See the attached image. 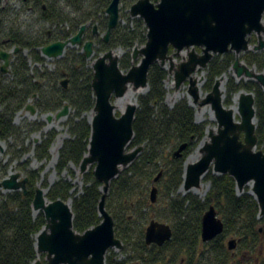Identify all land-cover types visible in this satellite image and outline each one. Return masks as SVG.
<instances>
[{"label":"trees","instance_id":"1","mask_svg":"<svg viewBox=\"0 0 264 264\" xmlns=\"http://www.w3.org/2000/svg\"><path fill=\"white\" fill-rule=\"evenodd\" d=\"M21 1L26 6H32L33 12L36 11L39 20L44 23V28L30 34L21 28L5 32L0 26V35L3 34L0 37V50L20 49L12 65L10 83L2 84L0 81V141L8 142L21 133L14 125V116L26 108L34 95L37 97L35 108L42 113H57L69 105L72 115L66 125L70 137L59 153L58 172L62 174L70 170L71 166L79 167L89 150L91 126L85 115L94 109L96 103L92 89V62L100 54L123 49L125 53L119 59V65L121 70L128 72L133 67V50L145 46L148 31L141 18L121 14L122 22L112 32L109 43L101 40L108 29L106 10L112 0ZM137 1L121 0V3L130 10ZM67 9H71L70 12ZM45 24L53 29H47ZM83 25H88L84 40L95 41L96 44L93 60L86 58L81 47L69 48L63 58L55 60V71H47L40 49L68 40ZM94 25H97L98 36L93 35ZM251 40L256 45L255 35ZM26 51L33 63L44 67V72L38 69L31 71L29 56L24 54ZM197 51L201 53L202 49L197 48ZM173 52L174 49L170 48L169 54ZM241 59L259 73L264 72V50L248 51ZM235 60L232 52L217 55L211 60L204 71L206 92L212 90L219 77L228 74ZM166 78L167 71L160 64L156 63L150 68L149 92L139 97L133 124L134 138L129 146V149L143 146L144 150L111 183L109 193L111 198L117 199L118 206L112 210V202L108 201L106 207L115 220L116 237L122 241L123 249L119 252L110 249L106 264H232L238 252L247 260L244 258L236 264H264V217L258 219L260 209L252 195L237 194L233 178L208 172L204 181L210 182L211 188L203 202L191 193L185 196L179 194L184 183V161L204 137L205 125L195 123L194 111L185 100L173 108L165 104ZM65 79L67 88L62 85ZM46 85L50 87L48 94L44 91ZM242 90L252 92L255 96L256 132L259 147H262L264 91L261 85L257 82L237 83L230 77L225 105L229 106L232 97ZM55 138L56 132L53 131L36 147L38 161L49 160V150ZM184 143L188 144L184 156L174 158V153ZM94 169L95 165L84 174L81 194L77 195L73 191L74 187L69 181L61 180L46 195L49 201L72 200L73 227L81 234L98 226L102 220L98 210L102 184L96 180ZM69 173L75 178L74 171L70 170ZM160 174L161 179L156 184L155 179ZM28 178L27 195L23 191H15L0 196V264H33L39 257L47 262L46 255H38L35 249V236L46 225L43 212L36 217L33 213L39 172L28 173ZM43 186L47 187L45 183ZM154 187L159 188L161 197L167 200L163 212L158 211V205L151 202ZM210 206L217 209L218 217L224 223V231L213 241L204 243L202 218ZM155 219H165L171 223L167 224L172 228V238L163 246L148 245L145 241L147 223ZM261 228L263 232H260ZM229 237L236 241L233 251L228 249L226 243Z\"/></svg>","mask_w":264,"mask_h":264},{"label":"water","instance_id":"2","mask_svg":"<svg viewBox=\"0 0 264 264\" xmlns=\"http://www.w3.org/2000/svg\"><path fill=\"white\" fill-rule=\"evenodd\" d=\"M121 0H112L106 10L108 29L103 40L109 43L112 32L122 21L120 12ZM132 18H141L147 28V43L135 48L132 58L142 56L139 65L128 72L121 70L119 57L114 51H108L94 59L92 89L96 99L89 121L91 138L89 150L81 165V173H86L95 165L94 175L102 187L99 203L101 223L83 234L74 230V214L68 202L61 199L49 201L43 189H38L33 201V210L43 212L45 227L36 234L35 249L38 255H46V264H106V255L110 249H123L122 241L116 237L115 220L107 210V196L112 180L131 165L143 152L144 147L127 151L134 138L133 124L138 106L129 105L121 116H116L113 98L124 97L133 85L136 90L149 87L150 68L159 63L164 67L170 61V72L175 68L169 56L170 48L180 55L192 48L187 61L181 63L175 71L176 86L189 80V95L195 104L211 105L218 123L217 133H209L210 141L202 147V157L196 163L186 166L183 188L190 192L201 186L202 179L214 165L218 175L229 174L233 177L240 192L251 184V195L259 204L260 217L264 216V153L256 152V108L253 94L240 92L237 121L234 110L224 105V92L217 80L211 92L200 101L197 79L193 77L198 71L208 68L211 60L217 55L234 53L235 63L232 69L237 78L246 77L258 82L264 89V72L256 73L243 65L240 56L248 51L264 50V0H138L129 10ZM88 25L80 27L79 32L66 41H59L40 49L43 57L59 59L65 55L67 48L83 46V53L88 60L95 56V43L84 41ZM97 25L93 26V35H98ZM256 35L258 44L251 47V37ZM201 48V54L196 52ZM19 51L17 48L15 52ZM10 53L0 51V58L5 64L2 73H9ZM203 80V78H202ZM67 88V80L62 82ZM32 115L37 110L26 107ZM71 108L66 105L56 115V119L66 118ZM49 115L48 122L52 121ZM245 134L241 141V134ZM188 147L183 144L174 158H181ZM4 149L0 141V151ZM14 172V171H13ZM161 174L155 179L158 182ZM20 174L12 173L9 178L0 181V188L5 192L23 191L27 195L28 178L19 181ZM158 188L151 191V202H157ZM224 231V223L218 217L215 207L211 206L202 218V241H213ZM261 232V230H260ZM172 228L167 223L152 220L146 228L145 241L148 245L163 246L172 238ZM236 241L230 240L228 249L233 251ZM34 264H42L40 261Z\"/></svg>","mask_w":264,"mask_h":264},{"label":"rangeland","instance_id":"3","mask_svg":"<svg viewBox=\"0 0 264 264\" xmlns=\"http://www.w3.org/2000/svg\"><path fill=\"white\" fill-rule=\"evenodd\" d=\"M152 1H154V0H152ZM123 6H124L123 3H121V5H120L121 14L130 15L129 10L127 8H124ZM32 9L33 8H32L31 5L30 6L24 5L21 0H0V11H1V13H0V26H2L1 29L2 30L4 29L5 32H7V31H9L10 29H13V28H21L23 31H27L30 34L38 32L40 29L44 28V23L39 20V15L37 14V12L36 11L33 12ZM70 10L71 9H67L68 12H70ZM71 17H74V14H71ZM123 23L125 24L126 22L124 21ZM45 27L47 29H49V30L53 29L48 24H45ZM66 27L68 28V25H66ZM92 31H93V29H92ZM2 35H0V37H2ZM103 36H101V40H102ZM253 46H255V44H253L252 40H251V47H253ZM12 49L13 48L7 49V51L12 50ZM67 49H69V48H67ZM70 49H75V48H70ZM192 50H193L192 48H190L188 50H184L178 56L175 54L176 51H174L172 54H169V56L172 58V62L174 63V66H175V68H174V70L172 72H170L171 66H170V61L169 60L166 61V64L163 67L167 71V78L164 81V87H165V90H166L165 104L169 108H173L177 103L185 100L187 102V104L194 111L193 113H194V121H195V123L199 124V125L200 124L205 125L204 137L202 138V140L200 142H198L197 146L192 150V152L187 156V158L189 156H191L192 154H194L199 148L201 150L203 145H204V143L206 141H210L209 133L211 131H214V132L217 133V130H218V123L216 122V117H215V121H212V120H210L209 115H203V114H201L198 111L200 108H203V107H205L207 105L201 106L200 103L199 104H195L194 103V99L189 95V89H190L189 80L185 81L179 87L176 86L175 71L178 69V66L181 63L187 61L188 55H189V53ZM82 51H83V48H82ZM196 52L200 53L197 50H196ZM124 53H125V51L123 49L114 50V54L116 56H118L119 58H121L124 55ZM25 54L27 56H29L28 57L29 61H30L29 64H30L32 72H34L35 69H38L40 72H44L45 71V70H43L44 67H46L48 69L47 71H49L50 73L54 72L55 68H56L54 62H55V60H60V59H52V60H50V59H47V58L44 57L45 58V65H44V67H42L40 64H35V63H33L31 61L28 51H26ZM100 55H102V54H100ZM132 55H133V53H132ZM241 56H240V60H241V63L243 65H245L248 68H250L251 71L259 73L255 67H249L244 61H242ZM235 59H236V55H235ZM141 60H142V56L141 55L136 60H134L132 58L133 66L139 65ZM90 61H92V60H90ZM14 62H15V55L12 56V63H11L10 73L7 74V75H2L1 76L2 84H9L10 83V80H11V69H12V65H13ZM93 63H94V61L92 62V64ZM0 65H2V63H0ZM232 67L229 70L228 74H224V75H222L221 77H219L217 79V80H220V82H221L220 88H221L222 92L225 93L224 96H223L224 97L223 98L224 99V101H223L224 105H225V99H226L227 83H228L230 77H233L236 80L237 83H240V82H245V83L256 82V81H253L252 79H248L246 77H242L241 79L237 78L236 73L232 69ZM196 75L201 78L200 80H197L198 81L197 82V87L199 88V94H200V97H201L200 101H202L205 98L206 94L211 92L212 90L211 91H207V92L204 90V85L206 83V75H205L204 71H201V70L198 71L195 75H193V77H196ZM202 78H203V80H202ZM65 80H63V81H65ZM129 88L132 91H136V89L133 87V85L129 86ZM139 90H144V91L140 92V93H136V95H129V98L131 100H133V103H130L129 105L138 106L139 105L138 104L139 97L142 96V95L147 94L149 92V87L146 88V89H139ZM44 91L46 93L47 92L50 93V87L48 85H46L45 88H44ZM242 91L243 92H247L245 90H242ZM242 91H240V92H242ZM263 91H264V89H263ZM240 92L235 94L232 97L229 106L225 105L227 108H230V107L232 108V106L234 105V98L238 97ZM247 93L252 94V92H247ZM188 97L191 98V103L189 102V98ZM254 98H255V96H254ZM35 99H37V97ZM115 100H116V98H113V103H114ZM238 101H239V97H238ZM28 102H30V101H28ZM33 105L35 106V102L34 101H33ZM36 110H37V114H35V115H32V113L27 111L26 109H23V110H21V111H19V112H17L15 114L13 122H14V125L18 129L21 130V133L18 136L10 138L8 140V142H3L4 149H3L2 152L0 151V181H3L4 179L9 178L12 173L20 174L19 181H22L25 178H28V173L35 171V172H39V180L37 181L36 186H35L36 191L38 189H43L44 192H45V197H47L46 195L49 192V190L57 182H59L61 180L69 181L74 187L73 191L76 192L77 195L81 194L82 191H83V188H84L83 176H84L85 173L84 174L81 173L80 166L79 167H74V166L70 167V170L74 171V173H75V178H73L71 176V174L69 173L70 170L65 171L62 174H59V172H58L60 150H61L64 142L67 139H69V137H70L69 133H68V128H67L66 123H67L69 117L72 115V110L70 111V114L66 118H62L60 120L56 119V115H57L58 112L57 113H42L38 109H36ZM49 115H51L53 117L51 122H48V120H47ZM92 115H93L92 111L85 115V117L87 118L88 122L90 121L89 117L92 116ZM118 115L121 116V112L120 111H116V116L119 117ZM235 118H236L237 121L241 120L238 112L236 113ZM33 129H38V130L34 131ZM32 131H34V132H32ZM53 131L56 132V138H55V140H54V142L51 145V148L49 150L50 158H49V160H45V161H42V162L38 161L36 156H35V149H36V147L38 145L41 144V142L46 138V136H48V134L53 132ZM59 143H60V147H59V149L57 147V149H58V151H57V159L55 161L54 157H53V154L51 153V149L56 147L57 144H59ZM184 144H187V143H184ZM136 148H138V147H136ZM136 148L129 149V147H128L127 151H132V150H134ZM185 151L186 150L183 151V153L181 155V158L184 156ZM140 154H142V153H140ZM140 154H139V156H140ZM201 157H202V154H201ZM187 158L184 161V174H185V169H186V166H187V164H186ZM200 158H198L193 163H196L197 161H199ZM193 163H191V164H193ZM90 167H89V169H90ZM213 168H214V165L211 166L209 172L210 171L213 172L214 171ZM89 169H88V171H89ZM214 175L219 176L215 172H214ZM183 178H184V176H183ZM159 180H158V182H159ZM158 182H155V183L157 184ZM44 183L46 184L47 187L43 186ZM28 184H29V178H28L27 187H28ZM102 187H103V185H102ZM102 187L100 189L101 193H103L102 192ZM110 187H111V185H110ZM210 188H211V183L208 182V181H204V178H203L201 186L199 188H197L198 190L194 189V190L186 193L184 188H183V185H182L180 187V189H179V194L182 195V196H185V195L191 193V194L197 196L203 202L206 199L207 193L209 192ZM181 190H183V193L181 192ZM251 190H252V187H251V184H250L249 186H247L245 188V193L250 194ZM27 191H28V189H27ZM7 193H11V192H5V190L3 188H0V196L4 195V194H7ZM111 197L112 196L109 193L108 196H107V200L106 201L107 202L111 201L112 202V208H113L112 210H116L117 206H118L117 205V199L116 198L114 199V198H111ZM157 201H159L158 203L157 202L155 203V204L158 205L156 207L157 210L163 212L164 208L166 207V204H164V202L167 201V200L166 199L163 200V198L160 195L159 188H158V194H157ZM256 202H257V200H256ZM257 204H258V202H257ZM69 205L70 206L72 205V200L69 203ZM258 206H259V204H258ZM33 213H34V217H36L40 212H37V211L33 210ZM263 217L264 216L260 217V213H259L258 219L261 220V218H263ZM158 221L159 222L161 221L163 223L171 224L170 222H167L165 219L164 220H158ZM148 223H149V221H148ZM148 223H147V225H149ZM230 240H231V238L229 237L227 239L226 243L228 244V241H230ZM35 244H36V236H35ZM116 252H119V251H116ZM235 254H236L235 261L232 264H236L238 261L244 260L245 256L242 253L238 252V253H235ZM37 261H40L42 264H46L47 263V262H43L40 257H39V259ZM37 261H35V262H37ZM243 264H244V262H243ZM250 264H254V262L253 263L250 262Z\"/></svg>","mask_w":264,"mask_h":264},{"label":"bare ground","instance_id":"4","mask_svg":"<svg viewBox=\"0 0 264 264\" xmlns=\"http://www.w3.org/2000/svg\"><path fill=\"white\" fill-rule=\"evenodd\" d=\"M195 78H196L197 80H200V79H201V78L198 77L197 75H196ZM238 80H239V79H238ZM143 91H144V90H136V91H132V90H130V88H129L127 94H126L124 97L118 98V99H116V100L114 101L113 105L115 106V110H116V111H120L121 113H124L125 110L127 109V106H128L130 103H133V100H131V99L129 98V95H136V93H140V92H143ZM188 98H189V102L191 103V98H190V97H188ZM238 104H239L238 97H236V98H234V105L232 106V109L234 110L235 115H236V113L238 112ZM198 111H199L201 114H203V115H209L210 120L215 121V117H216L215 115H216V114H215V111L212 109V107H211L210 105H207V106H205V107H203V108H200ZM92 117H93V115L90 116L89 119L91 120ZM57 147H58V149H59V147H60V143L57 144L56 147H54V148L51 149V153L53 154V157H54V160H55V161H56V159H57V151H58ZM200 157H201V151H200V148H199L194 154H192L191 156H189V157L187 158V162H186V164L189 165V164L195 162V161H196L198 158H200ZM197 190H198V189H197ZM195 191H196V190H195ZM181 192L183 193V190H181ZM197 192H198V191H197Z\"/></svg>","mask_w":264,"mask_h":264},{"label":"flooded vegetation","instance_id":"5","mask_svg":"<svg viewBox=\"0 0 264 264\" xmlns=\"http://www.w3.org/2000/svg\"><path fill=\"white\" fill-rule=\"evenodd\" d=\"M99 34V33H98ZM94 36H98V35H94ZM103 39V38H102ZM94 43H95V41H93ZM96 45V44H95ZM80 47H82L83 48V46H79V47H75V48H80ZM17 48H13L12 50H9V51H7V50H0V51H5V52H7V53H10L11 54V56H10V66L7 68L8 70H10V68H11V63H12V56L13 55H16L17 53H19V51H20V49H19V51H17V52H15V50H16ZM95 49V48H94ZM83 52V51H82ZM26 52H24V54H25ZM66 53V52H65ZM26 55V54H25ZM64 57V56H63ZM63 57H61V58H63ZM61 58H59V59H61ZM120 59V58H119ZM93 60V59H92ZM0 63H2V65H0V81H1V76L2 75H7V74H9V73H2V67L4 66V64H5V62H4V60H2L1 58H0ZM91 67H92V65H91ZM63 85V84H62ZM64 87V86H63ZM64 88H66V87H64ZM36 98V95H34L29 101V103H28V105H32L34 108H35V106L33 105V101H35L34 99ZM32 103V104H31ZM27 105V106H28ZM26 106V107H27ZM26 109V108H25ZM36 109V108H35ZM61 111V110H60ZM30 112V111H29ZM37 114V113H36ZM256 131H257V125H256ZM256 133V136H257V132H255ZM244 139H245V134L243 133V134H241V141H244ZM257 140H258V144H257V147H256V152H259V151H262L263 153H264V143H263V146L262 147H259V139H258V136H257ZM209 172V171H208ZM213 174H214V171L212 172ZM226 175H228V176H230L229 174H226ZM219 176H221V175H219ZM231 177V176H230ZM231 178H233V177H231ZM234 179V178H233ZM234 181H235V183H236V190L238 191L237 192V194L238 195H242V194H244L245 193V188L247 187V186H249V185H247V186H245L244 187V189H243V191L242 192H240L239 190H238V186H237V182H236V180L234 179ZM251 192V191H250ZM211 207V206H210ZM214 207V206H213ZM216 209V208H215ZM216 211H217V209H216ZM218 214V213H217ZM261 231L263 232V228L261 229Z\"/></svg>","mask_w":264,"mask_h":264}]
</instances>
